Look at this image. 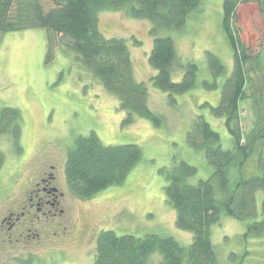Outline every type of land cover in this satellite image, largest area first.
Instances as JSON below:
<instances>
[{"label": "rangeland", "instance_id": "374dc122", "mask_svg": "<svg viewBox=\"0 0 264 264\" xmlns=\"http://www.w3.org/2000/svg\"><path fill=\"white\" fill-rule=\"evenodd\" d=\"M221 3L222 0H200L181 30L158 32L174 41L173 80L182 76L179 62L192 61L197 66V85L173 94V102L168 92L157 88L151 80L156 72L148 62L151 22L131 17L123 10L99 11L100 31L106 37L125 39L134 78L146 84L149 107L163 117L159 126L139 116L123 125L125 111L119 108L116 97L60 47L54 58L45 62L44 28L0 35V108L16 107L22 116L19 151L13 148L8 135L0 136L5 158L0 169V218L6 207L49 164L54 165L57 185L71 202L69 217L56 223V228H50L48 240L39 244L10 242L7 230L0 225V264H92L96 235L102 229L135 236L148 233L171 236L183 245L191 242V233L175 225V210L164 192L165 173L183 160L196 168L189 182L196 183L211 174L212 167L203 152L186 141V133L197 116H203L219 133L222 148L233 147L224 119L214 116L209 108L218 103L221 83L232 67V51L221 28ZM236 18L239 36L248 50L256 52L264 47V12L258 10L256 2H240ZM207 50L216 54L226 68V73L217 77L218 85L214 89L200 84L203 79H211L205 57ZM239 108V124L246 133L254 121L248 100L240 102ZM91 131L105 144L136 143L142 153L121 184L109 185L83 199L69 192L64 162L74 139ZM256 154L241 169L242 175L257 173ZM237 174L231 170L230 179ZM261 199L262 192L257 190V217ZM248 221L221 214L210 226L218 264H233L228 258L231 251L237 254L236 262L241 264H264V235L244 237ZM160 259L158 253H153L148 264H160Z\"/></svg>", "mask_w": 264, "mask_h": 264}, {"label": "trees", "instance_id": "16d2710c", "mask_svg": "<svg viewBox=\"0 0 264 264\" xmlns=\"http://www.w3.org/2000/svg\"><path fill=\"white\" fill-rule=\"evenodd\" d=\"M247 1L256 2L258 10L264 12V0H222L221 28L232 51V67L221 83L218 103L209 105L214 116L224 119L233 147L222 148L219 133L203 116H197L186 133V141L203 152L212 167L211 174L191 183L188 179L196 173V168L183 160L174 163L165 173L164 192L168 204L175 210V225L191 233V242L183 245L171 236L155 233L135 236L102 229L96 235L92 264H148L153 253L160 255V264H218L210 226L221 214L240 221L250 220L245 224L244 237L264 235V47L250 52L239 36L237 7ZM199 3L200 0H0V35L7 31L44 28L45 62H50L60 47L116 97L119 108L125 111L123 125L139 116L159 126L163 117L149 107L146 84L134 78L125 39L106 37L99 29L98 13L123 10L131 17L151 22L152 47L148 62L156 70L151 80L157 88L168 92L173 102V94L197 85V66L192 61L179 62L182 76L173 80L174 41L171 36L158 35V32L181 30ZM205 57L211 79H203L200 84L214 89L218 85L217 77L224 75L226 68L213 52L207 50ZM245 100L249 102L254 121L250 130L243 133L239 106ZM21 123L18 108H0V136L8 135L17 151L21 149ZM255 152L257 173L242 175L241 169ZM141 153L136 143L105 144L93 131L79 135L66 153V186L73 195L85 199L109 185L121 184ZM4 159L0 149V169ZM231 170L238 172L233 180ZM257 190L262 192L259 217ZM236 255L231 251L229 261L241 264L236 262Z\"/></svg>", "mask_w": 264, "mask_h": 264}, {"label": "flooded vegetation", "instance_id": "af4514ba", "mask_svg": "<svg viewBox=\"0 0 264 264\" xmlns=\"http://www.w3.org/2000/svg\"><path fill=\"white\" fill-rule=\"evenodd\" d=\"M70 207L69 196L57 185L54 165L49 164L6 207L0 218L1 229L7 230L10 242L39 244L48 240L50 228L69 217Z\"/></svg>", "mask_w": 264, "mask_h": 264}]
</instances>
